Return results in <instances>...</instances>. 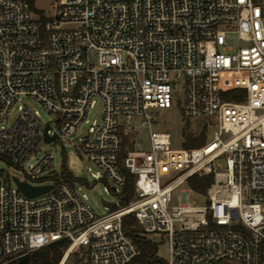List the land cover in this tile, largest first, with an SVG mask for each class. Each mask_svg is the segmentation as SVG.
Returning <instances> with one entry per match:
<instances>
[{"label": "built area", "instance_id": "built-area-1", "mask_svg": "<svg viewBox=\"0 0 264 264\" xmlns=\"http://www.w3.org/2000/svg\"><path fill=\"white\" fill-rule=\"evenodd\" d=\"M50 10L41 23L30 0H0V163L19 181L52 186L27 198L0 170V264L63 240L58 264L71 256L73 264H138L125 216L141 237L166 244L164 264H264V0H55ZM224 86L239 102L225 99ZM178 92L183 119L204 121L210 140L186 148L201 134L187 133L179 150L167 132L150 131L147 149L139 137L126 140L133 118L150 129L149 111L169 109ZM23 99L52 120L41 122ZM96 104L100 122L71 144L96 169H87L92 181H64L50 154L30 163L42 145L69 146ZM125 172L133 198L121 206ZM208 176L205 194L189 188L192 177ZM92 182L117 198L101 216L80 193Z\"/></svg>", "mask_w": 264, "mask_h": 264}, {"label": "rangeland", "instance_id": "rangeland-1", "mask_svg": "<svg viewBox=\"0 0 264 264\" xmlns=\"http://www.w3.org/2000/svg\"><path fill=\"white\" fill-rule=\"evenodd\" d=\"M54 1L55 0L33 1L34 10L38 13L39 12L42 13L45 22L50 21V17L52 16L50 6L54 3ZM36 12L32 11V13L35 16L40 17L39 14H37ZM228 42L234 46L235 45L234 37L229 36ZM91 61L92 63H94L95 61L93 54L91 55ZM171 101H172V106L169 109H165V110L155 109L149 111V113L151 114L154 113L156 117V123H153L150 129L142 125L144 121L143 117L140 116L133 118L132 122L135 125V133L132 134L130 137L126 138V140L129 143H132L135 137H139L141 141V147L143 149H147L148 136L150 131L167 132L171 135V148L173 150H179L183 146L184 135H186L187 133L190 135L200 134L203 126L205 125L204 121H191L187 123L183 119V116L181 114L182 101H183L182 93L181 92H178L177 94L173 93L171 97ZM23 104L29 107L30 109L37 111L41 122L45 123L52 120L53 116L49 113H46L42 108V106L37 102H34L29 99H23ZM16 114H17V107H14L9 122L12 121V119L16 116ZM87 119L89 121L88 124L82 125L71 136V142L69 146L66 145L64 149H62L57 144L50 143V144L42 145L40 151L30 160V163H35L37 160L41 159L46 154H50L54 158V167L57 171L60 170L63 164L65 163L67 169L74 177L92 181L90 179L89 173L87 172V169L91 168L93 171H96V169L89 161L83 158L78 152L77 148L71 146V144L76 146L79 145L80 143L79 139L86 136L88 126L93 120L97 121L98 123L100 122L101 109L99 104H96L95 107L89 111ZM202 134L204 135L205 141L211 139V132L208 133L203 132ZM219 163H221L222 166L224 167L222 161H219ZM0 170L7 173L9 176L20 178L18 172L14 168L6 165L5 163H0ZM185 187L188 188L186 185H183L174 192V200H173L174 206L177 205L176 194H178L180 189ZM80 193L86 196L87 204L92 208V210L97 216H101L108 213V210L104 209L101 203V198L109 203H116L117 201V198L114 195L106 193L105 186L101 182L90 183L88 187H83ZM191 201L197 207H203L205 206L206 198L204 196L195 195L192 196ZM138 231L139 233H142V230L139 227H138ZM148 239L156 246L157 249L156 256L159 259L164 260L167 257L166 244L164 242H160L159 239L152 238L151 236H148ZM64 250H62V253ZM74 262L75 259L74 257L71 256L66 261L65 264H73Z\"/></svg>", "mask_w": 264, "mask_h": 264}, {"label": "trees", "instance_id": "trees-1", "mask_svg": "<svg viewBox=\"0 0 264 264\" xmlns=\"http://www.w3.org/2000/svg\"><path fill=\"white\" fill-rule=\"evenodd\" d=\"M33 1L30 0L31 11L36 12L33 8ZM39 14V20L44 23V17L41 12ZM233 93L227 86L223 87V96L225 99L239 102V99L234 97L230 98V94ZM205 142L204 135L201 133L197 139L187 141L185 147L193 148L203 145ZM125 184L123 186L120 205L124 206L133 198L134 179L133 176L125 172ZM61 178L64 181H72V175L67 169L65 163L62 166ZM213 179L211 176L197 178L192 177L188 180L189 188L197 194H205L207 188L211 185ZM122 230L124 234L132 240V242L138 247L140 256L136 259L138 264H164L156 256V246L149 242L147 239L140 236L136 221L131 216H125L122 219ZM69 243V242H68ZM67 241H59L49 246L43 247L29 255H26L18 264H58L62 256V250L68 246Z\"/></svg>", "mask_w": 264, "mask_h": 264}, {"label": "water", "instance_id": "water-1", "mask_svg": "<svg viewBox=\"0 0 264 264\" xmlns=\"http://www.w3.org/2000/svg\"><path fill=\"white\" fill-rule=\"evenodd\" d=\"M50 140L51 139L46 137L45 135V142H49ZM12 180L19 192L27 198H35L41 196L52 189L51 185L31 186L25 182L19 181L16 177H13ZM102 204L105 205V207H107L108 209H111L113 206V203L102 202Z\"/></svg>", "mask_w": 264, "mask_h": 264}]
</instances>
